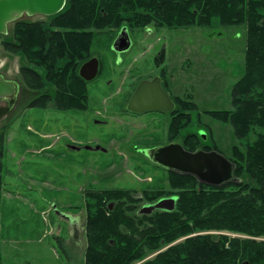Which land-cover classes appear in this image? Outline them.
<instances>
[{
	"label": "rangeland",
	"instance_id": "374dc122",
	"mask_svg": "<svg viewBox=\"0 0 264 264\" xmlns=\"http://www.w3.org/2000/svg\"><path fill=\"white\" fill-rule=\"evenodd\" d=\"M19 19L47 17L25 14ZM13 25L9 24L7 34H0V77L18 86L15 96L0 98V128L6 126L0 235L7 244L19 239L11 257L4 252L6 264H83L84 194L89 189L171 191L168 171L142 152L167 143L170 116L135 115L126 108L138 84L161 76L163 69V81L171 84L172 95H190L200 110L178 141L190 132L200 133L199 149L217 150L227 158L239 143L230 125L204 111L230 108L232 86L244 73V25L128 28L131 45L121 52L112 48L119 29L99 32L90 58L99 59L100 72L88 81L87 110H60L53 101L45 108L30 105L42 93L54 94L55 87L48 82L40 90L25 85L20 67L30 64L2 45V40L12 39ZM160 53L163 60L157 62ZM60 212L78 216L81 228L71 231ZM42 235L43 243L52 244L61 259L43 243L26 241Z\"/></svg>",
	"mask_w": 264,
	"mask_h": 264
},
{
	"label": "trees",
	"instance_id": "16d2710c",
	"mask_svg": "<svg viewBox=\"0 0 264 264\" xmlns=\"http://www.w3.org/2000/svg\"><path fill=\"white\" fill-rule=\"evenodd\" d=\"M215 25L246 28L244 73L232 86L230 108L204 111L230 125L239 141L228 157L237 181L213 186L169 170L168 193L87 190L83 264H264V0H67L46 20L15 21L12 39L2 40L6 51L30 64L20 67L28 88L44 89L46 82L55 87L54 94L42 93L30 105L45 108L53 101L60 110H87L88 81L79 69L91 57L99 32ZM177 98L179 113L168 129L171 140L200 113L190 95ZM180 142L195 151L203 141L200 133L190 132ZM5 147L6 126H1L0 203ZM166 195L176 197L174 209L139 212V202L155 203Z\"/></svg>",
	"mask_w": 264,
	"mask_h": 264
},
{
	"label": "water",
	"instance_id": "95a60500",
	"mask_svg": "<svg viewBox=\"0 0 264 264\" xmlns=\"http://www.w3.org/2000/svg\"><path fill=\"white\" fill-rule=\"evenodd\" d=\"M65 4L66 0H0V34H7L9 24L24 13L50 16L60 12ZM130 45L127 28L124 27L120 30L112 48L121 52L128 49ZM99 69V59L93 57L81 65L79 74L86 81H91L98 76ZM161 82L162 78L159 75L151 80H142L129 100L128 110L136 113L151 110L171 111L174 104L161 86ZM17 88L16 82L0 77V98L15 96ZM146 154L164 168L181 174L193 175L202 183L222 186L228 182L237 181L235 163L217 150L189 151L181 142L174 141L149 149ZM175 202L176 197L162 198L155 203L146 204L142 212L151 213L157 209L170 211L174 209ZM60 215L66 217L69 222L74 220L71 215L63 212H60Z\"/></svg>",
	"mask_w": 264,
	"mask_h": 264
},
{
	"label": "flooded vegetation",
	"instance_id": "af4514ba",
	"mask_svg": "<svg viewBox=\"0 0 264 264\" xmlns=\"http://www.w3.org/2000/svg\"><path fill=\"white\" fill-rule=\"evenodd\" d=\"M66 3H67V0H66ZM65 6H66V4H65ZM64 6V7H65ZM25 14H27V13H24L23 15H25ZM22 15V16H23ZM27 15H29V14H27ZM21 16V17H22ZM29 16H34V15H29ZM41 16H44V15H41ZM47 17V16H46ZM20 18V17H19ZM17 19V20H21V19ZM17 20H15V21H17ZM14 21V22H15ZM100 70V69H99ZM151 80V79H150ZM141 83V82H140ZM139 83V84H140ZM138 84V85H139ZM171 84H169L168 82H164L163 81V79H162V82H161V86L163 87V89L168 93V95H169V97L171 98V100H172V102H173V104H174V107H173V109L171 110V111H159V110H151V111H146V112H143V113H136V112H132V111H130V110H128V103H129V100H130V98L132 97V95H133V93L135 92V90L137 89V87H136V89L134 90V92L131 94V96H130V98H129V100H128V102H127V105H126V108H127V110L130 112V113H132V114H135V115H144V114H153V115H164V114H167V115H169L170 116V122H169V125L168 126H170V123L173 121V119L174 118H176L177 116H178V113H179V111H178V95H176V96H173L172 95V89H171V86H170ZM173 85V84H172ZM186 96H189V95H186ZM167 129H169V128H167ZM167 136H168V130H167ZM174 141H178V139L177 140H175V139H173V140H171L170 138H169V136H168V141H167V143H164V144H161V145H156V146H153V147H150V148H145V149H143L142 150V152L144 153V155L146 156V158L147 159H149L151 162H153L154 164H156L158 167H162V168H164L163 166H161L160 164H158V163H156V162H154L152 159H150L149 158V156L146 154V151L147 150H149V149H153V148H156V147H159V146H163V145H167V144H169V143H172V142H174ZM180 142V141H179ZM72 148V147H71ZM190 151V150H189ZM165 170H167V171H169V169H166V168H164ZM172 171V170H171ZM144 191H148V190H144ZM144 191H141V192H136L135 193V195L136 196H141L142 195V192H144ZM154 191H160V190H153V192ZM171 197H175V196H166L165 198H171ZM162 199V198H161ZM146 205V204H145ZM144 205V206H145ZM144 206H142V208H140L139 209V212L140 213H142V210H143V208H144Z\"/></svg>",
	"mask_w": 264,
	"mask_h": 264
},
{
	"label": "crops",
	"instance_id": "0c3cea01",
	"mask_svg": "<svg viewBox=\"0 0 264 264\" xmlns=\"http://www.w3.org/2000/svg\"><path fill=\"white\" fill-rule=\"evenodd\" d=\"M3 195H5V191H4V194ZM73 218H74V220L72 221V222H69V224H70V226H71V231H73L77 226L79 227V228H81L80 226H81V224H80V222H79V217L78 216H73V215H71ZM82 230V229H81ZM44 236L45 235H42L41 237H39L38 239H26V241L28 242V241H33L34 243H35V245H41V243H43L44 242ZM10 243L9 244H7L6 243V240H4L2 237H1V252H2V256H3V264H6V259H5V256H4V252L6 251V252H8V255H9V257H11V254H10V252H11V250L12 249H15L16 247H17V245H19V239L17 240V239H11L10 241H9ZM28 244H30V243H28ZM34 245V244H33ZM43 246L45 247V248H49L50 250H54L55 252H56V250L53 248V246H52V244H45V243H43ZM57 253V252H56ZM56 258L59 260V259H61V256H59V254L57 253L56 254ZM28 264H32V262L31 261H28Z\"/></svg>",
	"mask_w": 264,
	"mask_h": 264
}]
</instances>
